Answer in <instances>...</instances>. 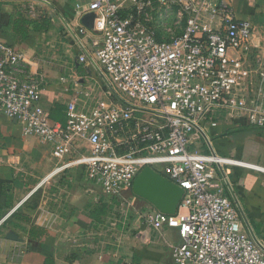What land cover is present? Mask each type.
I'll use <instances>...</instances> for the list:
<instances>
[{
    "label": "built area",
    "instance_id": "built-area-1",
    "mask_svg": "<svg viewBox=\"0 0 264 264\" xmlns=\"http://www.w3.org/2000/svg\"><path fill=\"white\" fill-rule=\"evenodd\" d=\"M73 2L93 15L90 55L122 101L80 89L65 105V122L52 121L36 81L9 71L23 53L0 42V113L50 143L55 158L71 157L55 171L80 166L105 195L130 190L146 165L180 186L175 215L152 208L131 230L149 245L174 228V264H264L216 166L244 163L201 151L194 127L236 118L264 125V54L256 55L251 22L236 18L230 0ZM154 5L175 8L184 20L178 34L167 26L172 36L158 37L148 20Z\"/></svg>",
    "mask_w": 264,
    "mask_h": 264
},
{
    "label": "crops",
    "instance_id": "crops-1",
    "mask_svg": "<svg viewBox=\"0 0 264 264\" xmlns=\"http://www.w3.org/2000/svg\"><path fill=\"white\" fill-rule=\"evenodd\" d=\"M48 1L78 41L44 3L0 0V42L23 53V60L9 71L20 79L36 81L41 91L40 105L52 121L62 123L66 120V103L80 89L93 88L94 98L112 92L99 73L107 78L103 69L92 57L95 65L90 62L78 43L90 55L89 42L95 36L91 34V13L77 11L73 0ZM230 5L237 19L251 22L256 55L264 54V0H230ZM42 17L51 18L47 31H35L29 25L23 38L25 31L15 28L20 19ZM169 17L179 19L175 8L160 15L162 26L155 28L159 38L171 35L166 32L167 26L171 27ZM81 54L86 61L79 60ZM202 127L217 155L244 163L222 167L264 245V171L255 168H264V125L253 126L244 118H236L216 126L202 123ZM195 145L210 153L202 136ZM70 158H55L50 143L24 133L16 119L0 113V264H44L47 260L51 264H135L137 252L146 253L138 260V264H146L149 257L162 254L161 249L169 251L168 245L178 240L174 228H165L153 247L140 244L129 233L119 234L121 224L108 215L125 203L133 209L128 216L136 228L142 225L140 214L154 208L152 205L130 190L119 196L103 194L80 166L54 170ZM9 233L16 238H7ZM120 251L126 255L122 257Z\"/></svg>",
    "mask_w": 264,
    "mask_h": 264
},
{
    "label": "water",
    "instance_id": "water-1",
    "mask_svg": "<svg viewBox=\"0 0 264 264\" xmlns=\"http://www.w3.org/2000/svg\"><path fill=\"white\" fill-rule=\"evenodd\" d=\"M35 1H39L41 3H44L50 9H52L58 15V17L60 18L62 23L71 32L74 39L76 41H78V38L75 35V33L67 25V23L65 22L62 15L58 12L57 8L51 2H49L48 0H35ZM90 16L93 19V15L90 14ZM78 43L82 47V51L85 53V55L90 60V62L93 65H95V62L93 61V59L91 58L89 53L84 49V47L82 46V44L80 42H78ZM99 73H100L102 79L104 80L105 84L109 88V90L113 93V95L118 100L122 101V99L115 92L111 83L108 81V79L102 73V71L99 70ZM160 114H163V113H160ZM194 127L201 134L202 138L204 139V141L208 145L210 153L215 155L216 153L211 148L210 143H209V139H208L206 133L199 126L194 125ZM216 166H217V169H218L220 175L224 179L227 190H228V192H229V194H230V196H231V198H232V200H233V202H234V204H235V206H236V208L240 214V217L243 221V224L245 225L247 231L249 232V234L252 237V239L254 240V242L264 251V245L262 243H260V241L256 237V235H255V233L251 227V224L249 223V220L247 219V216H246L245 212L243 211V209L239 203V200H238V198L234 192V189H233L230 181L228 180V178L225 174V171H224L222 165L217 164ZM130 191L132 194H134V195L144 199L145 201H147L150 205H152L158 211H160L164 214H168V215H175L177 208H178V205H179L180 200H181L182 195H183V189L180 186H178L177 184H175L172 181H170L169 179H167L165 176H163L161 173L157 172L155 169H153L149 165L144 166L139 171V173L136 175V177L134 178V180L131 184ZM7 238L15 239L16 237L12 233H9L7 235Z\"/></svg>",
    "mask_w": 264,
    "mask_h": 264
},
{
    "label": "rangeland",
    "instance_id": "rangeland-1",
    "mask_svg": "<svg viewBox=\"0 0 264 264\" xmlns=\"http://www.w3.org/2000/svg\"><path fill=\"white\" fill-rule=\"evenodd\" d=\"M170 9H172V8L154 5L152 7V9L149 10V15H148V20H149L150 26H152L154 28L161 27L162 25L160 24L161 23L160 15L165 14L166 11H169ZM169 19H170V17H169ZM168 22L171 24L172 31L174 32V30H175V33L178 32L180 30V26H183V24H184V20H182V19H177V20L170 19ZM175 33H173L172 35H174ZM165 38H168V37H165ZM130 213H133V209L131 207L125 205V203L119 205L116 208V210L112 209L109 211L108 215H110L112 217V219H116L117 223L119 222L121 224V227L119 229L117 228V232L119 234L124 232V234L129 233L132 236L131 230H133L132 229L133 227H132V223L129 222L130 217L128 216V215H130ZM127 216H128V219H127ZM112 237H114V236H112ZM149 246L154 247V242L150 243ZM160 251H162V254H158L159 256L157 258L149 257L146 260V264H174L170 255H169L168 250L163 248ZM120 253H121L122 257L124 255H126L123 253V251H120Z\"/></svg>",
    "mask_w": 264,
    "mask_h": 264
},
{
    "label": "trees",
    "instance_id": "trees-1",
    "mask_svg": "<svg viewBox=\"0 0 264 264\" xmlns=\"http://www.w3.org/2000/svg\"><path fill=\"white\" fill-rule=\"evenodd\" d=\"M51 24V18L49 17H42L41 19L37 20H28V19H20L16 22L15 28L24 30L25 32L22 34V37L24 38L27 35V26L31 25L32 28L35 31H47L49 26ZM25 28V29H24ZM65 122V121H64ZM62 122V123H64ZM145 255L146 253L137 252L134 255V262L135 264H138L139 257L141 258L142 255ZM149 255V254H147ZM152 255V254H150ZM44 264H51V261L47 260Z\"/></svg>",
    "mask_w": 264,
    "mask_h": 264
}]
</instances>
